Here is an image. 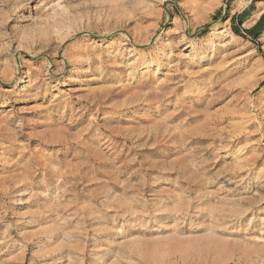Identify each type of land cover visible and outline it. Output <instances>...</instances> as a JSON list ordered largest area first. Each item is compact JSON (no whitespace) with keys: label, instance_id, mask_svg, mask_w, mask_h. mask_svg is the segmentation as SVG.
<instances>
[{"label":"rangeland","instance_id":"obj_1","mask_svg":"<svg viewBox=\"0 0 264 264\" xmlns=\"http://www.w3.org/2000/svg\"><path fill=\"white\" fill-rule=\"evenodd\" d=\"M0 264H264V0H0Z\"/></svg>","mask_w":264,"mask_h":264},{"label":"bare ground","instance_id":"obj_2","mask_svg":"<svg viewBox=\"0 0 264 264\" xmlns=\"http://www.w3.org/2000/svg\"><path fill=\"white\" fill-rule=\"evenodd\" d=\"M19 81H22V80L19 79ZM24 82H25V81H24Z\"/></svg>","mask_w":264,"mask_h":264}]
</instances>
